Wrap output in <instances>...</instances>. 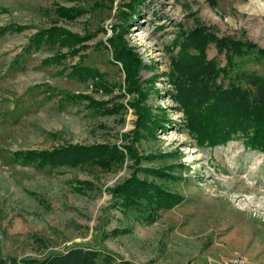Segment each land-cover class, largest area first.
<instances>
[{
  "label": "rangeland",
  "instance_id": "1",
  "mask_svg": "<svg viewBox=\"0 0 264 264\" xmlns=\"http://www.w3.org/2000/svg\"><path fill=\"white\" fill-rule=\"evenodd\" d=\"M127 2L0 0V27L24 28L0 35V257L38 261L79 246L131 264H221L235 257L264 264L262 155L241 139L197 145L169 95L176 36L201 25L217 38L264 50V0H145L135 13ZM52 27L82 38L72 55L61 44L25 50L33 34ZM118 33L140 61L134 87L112 59L108 40ZM54 55L64 57L42 63ZM205 55L224 67L212 44ZM232 63L264 77V56L255 50ZM73 66L99 77L74 79ZM233 75L228 71L222 83ZM66 94L85 99L66 102ZM89 100L106 112L89 108ZM144 109L163 118L159 128L149 122L150 132L138 128ZM136 128L145 134L133 137ZM95 144L115 146L121 164L36 169L10 158L14 151ZM128 147L140 161L129 157ZM134 171L182 201L151 224L134 221L113 206L110 193Z\"/></svg>",
  "mask_w": 264,
  "mask_h": 264
},
{
  "label": "trees",
  "instance_id": "2",
  "mask_svg": "<svg viewBox=\"0 0 264 264\" xmlns=\"http://www.w3.org/2000/svg\"><path fill=\"white\" fill-rule=\"evenodd\" d=\"M145 0H128L127 8L130 13H135L137 6ZM58 15L64 17L62 9ZM23 27H0V35L8 31H21ZM115 40V41H114ZM82 41L81 37L70 35L58 28H49L33 34L25 47L28 52L36 50L41 44L64 45L70 48V55L77 49ZM112 50V59L118 62L126 75V83L134 87L136 70L140 61L135 54L125 47V43L118 33L108 40ZM173 44L177 48L176 56L172 60V73L169 74V84L172 87L169 95L173 98L184 115L187 132L197 145L210 147L224 145L232 139H241L245 148L258 152L264 160V77L254 72L246 73L237 71L232 59L243 57L251 51L264 56V50H259L248 42L232 40L229 37L217 38L208 28L197 25L188 32H180ZM212 44L218 54L223 53L224 67H219L214 59H207L205 49ZM60 46V45H59ZM63 55H54L46 58L42 63L56 64ZM234 70L233 77L222 83L228 71ZM70 77L84 80L85 77L98 78L94 69L89 67H72ZM135 81V82H134ZM66 102L85 99L80 94H66ZM99 103V102H98ZM101 104V103H100ZM89 108L104 113L99 104L93 100L88 101ZM139 114L138 128L150 132L152 128H159L156 116ZM153 127H149L147 123ZM139 130V131H138ZM137 129L132 132L133 137H141L145 131ZM142 131V132H141ZM127 149V154L136 163L140 161L133 151ZM13 163L21 166L32 165L36 169L44 166L56 168L59 166L76 167L92 164L101 168L110 165H120L123 155L115 146L106 145H66L51 150H24L10 153ZM137 165V164H135ZM132 173L130 177L114 186L111 190L114 207H122L126 215L141 224H151L157 218V213L170 209L182 201V197L169 192L153 182L139 179ZM152 175L151 170H146ZM155 173V172H154ZM155 175L165 178L162 170H157ZM114 259L108 253L98 250L70 246L60 253L48 254L42 259L19 261L12 257L1 258L0 264H131L128 261Z\"/></svg>",
  "mask_w": 264,
  "mask_h": 264
},
{
  "label": "built area",
  "instance_id": "3",
  "mask_svg": "<svg viewBox=\"0 0 264 264\" xmlns=\"http://www.w3.org/2000/svg\"><path fill=\"white\" fill-rule=\"evenodd\" d=\"M221 264H247L245 259L235 257V258H230Z\"/></svg>",
  "mask_w": 264,
  "mask_h": 264
}]
</instances>
